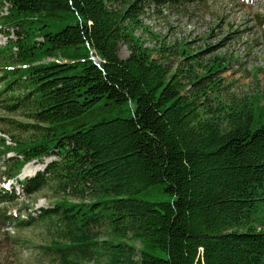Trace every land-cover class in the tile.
Segmentation results:
<instances>
[{"label":"trees","instance_id":"16d2710c","mask_svg":"<svg viewBox=\"0 0 264 264\" xmlns=\"http://www.w3.org/2000/svg\"><path fill=\"white\" fill-rule=\"evenodd\" d=\"M179 1L202 0H0V29L16 31L0 48L2 91L31 121L12 144L0 136L15 154L0 170L14 178L52 153L23 191L61 196L21 219L1 187L0 230L41 219L43 264H264V105L221 99L213 75L228 60L135 35L147 3ZM155 188L166 199L137 196Z\"/></svg>","mask_w":264,"mask_h":264},{"label":"rangeland","instance_id":"374dc122","mask_svg":"<svg viewBox=\"0 0 264 264\" xmlns=\"http://www.w3.org/2000/svg\"><path fill=\"white\" fill-rule=\"evenodd\" d=\"M5 11L6 5L2 7V12ZM262 17H264V0L179 1L170 5L147 3L141 14L142 28L137 29L135 35L139 36L144 46L149 49L161 44L165 47L185 44L189 54L197 56L203 62L210 61L214 57L228 60L229 64L217 75H213L214 78L221 79L225 86L221 91V99L230 101L232 96L243 99L255 95L253 99H258L260 105H264ZM15 38L16 31L0 29V46L6 45L8 40L15 41ZM118 54L121 58L128 55L124 44L119 46ZM161 56L163 54L160 52L153 53L155 58ZM181 58L178 55L168 56L166 63L175 67ZM93 60L98 62L97 58L93 57ZM4 61L0 56V63ZM2 89V79H0V136H4L8 143H12L11 134L18 136L29 134L30 130L25 124L31 121L23 109L17 107L11 110L6 106V102L14 100L10 99L8 92ZM13 155V152L6 155L0 152V168L4 158ZM55 159L56 156L51 153L42 161L36 159L29 161L18 172L17 180L30 178L37 170L42 171L44 164ZM0 174L4 175V172L0 170ZM2 179L5 177L2 176ZM11 183L18 195L14 196L16 201L4 204V207L7 214L14 215L12 217L21 214L23 216L26 212H36L37 208H49L61 197L52 190L50 184L39 192L26 196L21 191L19 181L6 179L4 185L9 184L6 187L11 188ZM137 196L149 201L166 199L158 188ZM2 206L1 203L0 207ZM259 218L261 221L259 227H264V209ZM46 236L41 219H36L33 224L24 227L16 226L11 222L6 223L5 228L0 230V264H43L39 255V244L44 243ZM99 239L104 240L105 236L100 233Z\"/></svg>","mask_w":264,"mask_h":264},{"label":"bare ground","instance_id":"6f19581e","mask_svg":"<svg viewBox=\"0 0 264 264\" xmlns=\"http://www.w3.org/2000/svg\"><path fill=\"white\" fill-rule=\"evenodd\" d=\"M24 172H27V170H23Z\"/></svg>","mask_w":264,"mask_h":264}]
</instances>
